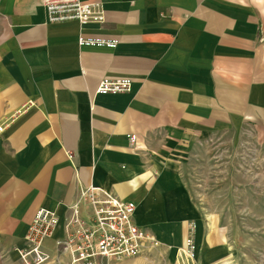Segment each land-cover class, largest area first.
<instances>
[{
	"label": "crops",
	"instance_id": "1",
	"mask_svg": "<svg viewBox=\"0 0 264 264\" xmlns=\"http://www.w3.org/2000/svg\"><path fill=\"white\" fill-rule=\"evenodd\" d=\"M83 1L98 14L83 25L48 22L42 0L0 3V264H24L40 208L59 218L43 264H69L57 242L89 185L133 201V221L158 240L129 262L178 264L194 221L196 262L256 264L240 227L262 221H215L187 173L221 138L264 146V0ZM80 34L117 45L80 48ZM102 76L128 77L130 90L100 95ZM231 183L230 207L264 208L261 190Z\"/></svg>",
	"mask_w": 264,
	"mask_h": 264
},
{
	"label": "built area",
	"instance_id": "2",
	"mask_svg": "<svg viewBox=\"0 0 264 264\" xmlns=\"http://www.w3.org/2000/svg\"><path fill=\"white\" fill-rule=\"evenodd\" d=\"M1 3V0H0ZM50 23L76 20L80 25L96 17L94 5L83 0H42ZM82 47L114 49L117 41L87 38L78 35ZM131 79L102 76L96 92L100 95L129 91ZM3 125H0V131ZM135 135H129L132 143ZM136 205L109 191L89 185L80 190L76 200L67 206L63 221L64 236L58 240L69 257V264H110L142 255L158 245L155 236L133 221ZM81 209L84 214H82ZM59 225L54 211L40 208L32 217L26 234V247L19 250L24 264H42L48 256L43 252V241ZM195 222L188 224L184 242L177 248L178 264H200L195 261Z\"/></svg>",
	"mask_w": 264,
	"mask_h": 264
},
{
	"label": "rangeland",
	"instance_id": "3",
	"mask_svg": "<svg viewBox=\"0 0 264 264\" xmlns=\"http://www.w3.org/2000/svg\"><path fill=\"white\" fill-rule=\"evenodd\" d=\"M190 159L187 178L192 196L202 212L209 213V217L215 221H262L259 225L250 224L240 228L246 235L243 246L248 248L252 260L256 264H264V208L246 210L240 208L241 203L237 207H230L232 204L229 202L234 192L231 181L247 182L250 189L261 190L264 197V146L231 145L221 138L206 152ZM232 170L247 171L248 176L230 177ZM237 193L240 195V189ZM127 261L114 264H134Z\"/></svg>",
	"mask_w": 264,
	"mask_h": 264
}]
</instances>
